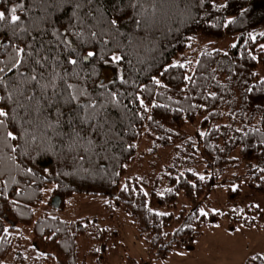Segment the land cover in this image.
Masks as SVG:
<instances>
[{"label":"trees","instance_id":"16d2710c","mask_svg":"<svg viewBox=\"0 0 264 264\" xmlns=\"http://www.w3.org/2000/svg\"><path fill=\"white\" fill-rule=\"evenodd\" d=\"M0 12V264H107L97 217L38 212L49 189L60 209L106 196L162 258L223 216L264 227V210L240 203L243 189L264 195V0H0ZM225 189L232 207L207 212Z\"/></svg>","mask_w":264,"mask_h":264},{"label":"rangeland","instance_id":"374dc122","mask_svg":"<svg viewBox=\"0 0 264 264\" xmlns=\"http://www.w3.org/2000/svg\"><path fill=\"white\" fill-rule=\"evenodd\" d=\"M226 42L225 40L224 43ZM114 77L115 72L112 70L104 74L106 81ZM248 192L247 189L242 190L240 203H252L264 210V195L247 196ZM50 195L49 189L45 192L38 212L61 217L93 216L99 219L100 225L108 230L107 234L112 235L106 245L107 264H126L129 258L144 264H251L248 262L249 258L264 250V227L238 225L231 228V221L223 216L203 228V234L196 239L193 249L178 250L162 258L150 250L146 237L139 234L131 216L124 209L111 211L108 208L110 201L106 196L76 194L60 209L52 205ZM178 202L180 208L187 200L180 194ZM232 205L225 189L210 196L206 211L223 215ZM26 233L28 236V232ZM25 241L28 243L27 239Z\"/></svg>","mask_w":264,"mask_h":264},{"label":"snow or ice","instance_id":"6c2138e0","mask_svg":"<svg viewBox=\"0 0 264 264\" xmlns=\"http://www.w3.org/2000/svg\"><path fill=\"white\" fill-rule=\"evenodd\" d=\"M12 13H13V14H12V16H11V20H12L13 22L18 21V20H19V17H18L17 15H15V9H12ZM4 18H5V13H4V12H0V20H3ZM113 23H115V21H113ZM16 53H17L16 60H15V62L12 64V67L9 69V71H11L12 68H18V67L21 66V65L23 64V62H24L25 49H24V48H17V49H16ZM88 55H89V56H92V55H95V53L89 52ZM113 59H114V60H119L120 57H119V56H114ZM76 62H77V61L74 60V59L70 61V63H72V64H76ZM2 71H3V69H0V72H2ZM21 75H23V74H21ZM30 79L35 80V79H36L35 75H32V76L30 77ZM157 83H159V81H157ZM68 87H69V88H72L73 86H72V85H68ZM70 95H71V98H73V99L75 98V93H74V92L71 93ZM2 99H3V97H0V100H2ZM7 115H8V113L5 112L3 108H0V116H7ZM0 123H2V121H0ZM8 135H9V136H12L13 133L9 132ZM201 179H203V177H201ZM201 212H202V214L207 215V213H205V212L203 211V209H201Z\"/></svg>","mask_w":264,"mask_h":264},{"label":"water","instance_id":"95a60500","mask_svg":"<svg viewBox=\"0 0 264 264\" xmlns=\"http://www.w3.org/2000/svg\"><path fill=\"white\" fill-rule=\"evenodd\" d=\"M88 60V58L86 59ZM52 205L56 208H58L61 205V198L59 196H55L52 199Z\"/></svg>","mask_w":264,"mask_h":264}]
</instances>
